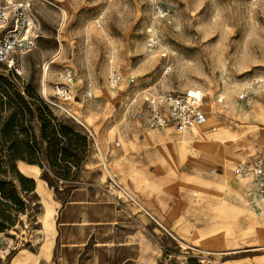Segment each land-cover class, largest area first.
Instances as JSON below:
<instances>
[{"label": "rangeland", "instance_id": "374dc122", "mask_svg": "<svg viewBox=\"0 0 264 264\" xmlns=\"http://www.w3.org/2000/svg\"><path fill=\"white\" fill-rule=\"evenodd\" d=\"M16 1L37 39L19 74L0 66V164L18 148L36 191L0 234V264H63L57 216L80 187L110 202L95 218L118 211L97 225L108 245L84 249L101 263L264 264V0ZM65 74L70 101L55 89ZM161 91L204 96V136L133 119Z\"/></svg>", "mask_w": 264, "mask_h": 264}, {"label": "built area", "instance_id": "2783aa9c", "mask_svg": "<svg viewBox=\"0 0 264 264\" xmlns=\"http://www.w3.org/2000/svg\"><path fill=\"white\" fill-rule=\"evenodd\" d=\"M162 14V9L156 7ZM37 39L36 22L30 2L4 0L0 2V65H5L10 70L20 73L15 61L16 55L28 54L35 46ZM149 47H155L154 40L149 42ZM110 84L119 86L124 79L119 74L109 77ZM130 84L135 80L130 78ZM72 77L65 74L62 81L56 85V94L63 101H70ZM88 99L92 92L85 95ZM244 96H241L243 99ZM137 120H145L150 129H174L179 134H185L193 127L202 128L208 122L206 101L204 96L196 98L195 93L187 95L178 91H161L147 96L139 110L134 113ZM244 164L237 172L245 173ZM258 175L261 174L257 173Z\"/></svg>", "mask_w": 264, "mask_h": 264}, {"label": "crops", "instance_id": "0c3cea01", "mask_svg": "<svg viewBox=\"0 0 264 264\" xmlns=\"http://www.w3.org/2000/svg\"><path fill=\"white\" fill-rule=\"evenodd\" d=\"M138 121L147 126L145 120ZM202 128H204V126ZM212 130L215 131L216 129L213 128ZM206 133L205 135H207ZM185 134H187V132ZM185 134L180 135L184 136ZM200 135L204 136V134ZM95 187L100 188V186L97 185H95ZM100 193L101 192L94 188H76L71 191L66 202L61 205L57 216V236L55 243H59L63 247L60 250L59 257L63 264H108L99 262V257L92 256L91 252L90 254L88 253V250L84 251V249L91 244L93 246H107L108 244L106 242L98 243L95 238L98 229L97 225L110 226L116 222L118 217V211H116L117 217L115 216V219L105 220L99 217L95 218L93 214L94 209L101 208L102 205H110L109 201L103 199L106 195ZM130 243L126 241L125 244H119V246L127 247L131 245ZM72 252H79L77 257L73 259V262L71 257ZM127 261L133 262L132 259ZM123 263L126 264V261Z\"/></svg>", "mask_w": 264, "mask_h": 264}, {"label": "trees", "instance_id": "16d2710c", "mask_svg": "<svg viewBox=\"0 0 264 264\" xmlns=\"http://www.w3.org/2000/svg\"><path fill=\"white\" fill-rule=\"evenodd\" d=\"M1 66V65H0ZM11 86L10 84L0 85ZM46 127L43 132L46 133ZM65 129H62V132ZM65 140H60L63 142ZM26 149L32 152L33 149L29 142L25 144ZM72 147L71 144L69 146ZM8 152V161L5 164H0V234H4L8 229L14 227L19 221L21 214H25L29 208V197L36 191L34 180L28 179L19 173L15 164L16 160L24 158L18 148H12ZM54 155H57V150H54ZM15 179L18 184L15 183Z\"/></svg>", "mask_w": 264, "mask_h": 264}, {"label": "bare ground", "instance_id": "6f19581e", "mask_svg": "<svg viewBox=\"0 0 264 264\" xmlns=\"http://www.w3.org/2000/svg\"><path fill=\"white\" fill-rule=\"evenodd\" d=\"M53 62V61H52ZM50 64V63H49ZM48 64V65H49ZM46 74V73H45ZM196 95V98L197 99H200L201 97H202V95L201 96H198V94H195ZM203 133V131L202 130H200V129H198V128H196V127H193V128H191V129H189L188 131H187V134L189 135V137H192V136H195V135H199V134H202ZM187 134H185L184 136L183 135H180L181 137V141L183 142V143H185V142H187L188 140H186L185 139V136L187 135ZM123 190V189H122ZM125 191V190H124ZM128 195H129V197L130 198H132V200L134 201V202H136L137 204H139L140 205V207H142L146 212H149V211H147V209L142 205V204H140L137 200H136V198L133 196V195H131V194H129L128 193ZM131 200V201H132ZM141 208V209H142ZM144 210H142V211H144ZM158 220V219H157ZM159 221V220H158ZM159 224V223H158ZM160 225V224H159ZM188 246V245H187ZM263 250H264V248H262ZM201 252H203V251H201ZM204 252H206V251H204ZM223 253H225V252H223ZM237 253H239V252H237ZM206 254V253H205ZM208 254V253H207ZM216 254V253H215Z\"/></svg>", "mask_w": 264, "mask_h": 264}]
</instances>
